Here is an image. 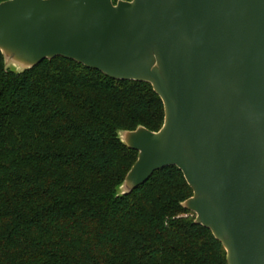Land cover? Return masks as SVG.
<instances>
[{
	"label": "water",
	"instance_id": "obj_1",
	"mask_svg": "<svg viewBox=\"0 0 264 264\" xmlns=\"http://www.w3.org/2000/svg\"><path fill=\"white\" fill-rule=\"evenodd\" d=\"M0 50L17 72L61 56L151 83L165 121L119 131L138 158L118 195L177 166L228 263L264 264V0H5Z\"/></svg>",
	"mask_w": 264,
	"mask_h": 264
},
{
	"label": "trees",
	"instance_id": "obj_2",
	"mask_svg": "<svg viewBox=\"0 0 264 264\" xmlns=\"http://www.w3.org/2000/svg\"><path fill=\"white\" fill-rule=\"evenodd\" d=\"M164 121L149 82L61 56L17 72L0 50V264H229L179 167L118 195L138 158L119 131Z\"/></svg>",
	"mask_w": 264,
	"mask_h": 264
}]
</instances>
